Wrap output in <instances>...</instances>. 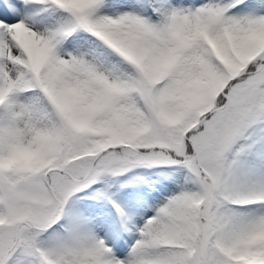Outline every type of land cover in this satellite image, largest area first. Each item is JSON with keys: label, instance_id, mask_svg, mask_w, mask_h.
<instances>
[{"label": "snow or ice", "instance_id": "obj_1", "mask_svg": "<svg viewBox=\"0 0 264 264\" xmlns=\"http://www.w3.org/2000/svg\"><path fill=\"white\" fill-rule=\"evenodd\" d=\"M0 264H264V0H0Z\"/></svg>", "mask_w": 264, "mask_h": 264}]
</instances>
